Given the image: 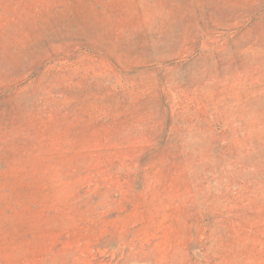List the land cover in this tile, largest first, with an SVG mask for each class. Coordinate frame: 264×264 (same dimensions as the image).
<instances>
[{
	"label": "rangeland",
	"instance_id": "374dc122",
	"mask_svg": "<svg viewBox=\"0 0 264 264\" xmlns=\"http://www.w3.org/2000/svg\"><path fill=\"white\" fill-rule=\"evenodd\" d=\"M0 264H264V0H0Z\"/></svg>",
	"mask_w": 264,
	"mask_h": 264
}]
</instances>
